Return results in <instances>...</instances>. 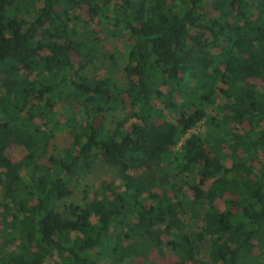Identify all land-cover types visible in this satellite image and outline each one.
I'll use <instances>...</instances> for the list:
<instances>
[{"label": "trees", "instance_id": "obj_1", "mask_svg": "<svg viewBox=\"0 0 264 264\" xmlns=\"http://www.w3.org/2000/svg\"><path fill=\"white\" fill-rule=\"evenodd\" d=\"M100 33L127 34L123 86L86 74ZM98 162L122 183L64 203ZM152 251L264 264V0H0V264H158Z\"/></svg>", "mask_w": 264, "mask_h": 264}, {"label": "rangeland", "instance_id": "obj_2", "mask_svg": "<svg viewBox=\"0 0 264 264\" xmlns=\"http://www.w3.org/2000/svg\"><path fill=\"white\" fill-rule=\"evenodd\" d=\"M81 19H83L88 25H90L91 28H97L96 25V18H92L89 14V12L86 9H81L79 12ZM99 50L97 53V56L95 58V62L92 66L88 67L86 70V74L90 77L94 76L95 78H103L106 76H109L116 82L117 85L123 86L127 82V77L123 70V65L126 60V51H127V34H122L118 36H105L104 34H99ZM70 49V48H69ZM112 53L114 56L115 61L104 59V56H107L109 53ZM72 56V61H77L74 57L73 51L69 52ZM102 62L103 65H100ZM101 67V68H100ZM26 72V70H25ZM58 109V106L57 108ZM60 112V109L58 110V113ZM121 115V114H117ZM114 114V118H117V116ZM113 116L107 115L106 121L108 126L112 125V121L114 118H111ZM60 119L63 121V118L60 117ZM206 122L205 119L198 122L192 129L190 130L189 134H202L207 130L206 128ZM72 142V138L69 136L68 132L62 131L57 134L55 139H52L51 145L49 147V152H54L56 154L62 155L64 148L67 147ZM184 142V138L180 140V142L175 147V150H180L181 144ZM202 151L204 154L207 152L206 148L203 146ZM23 154V148L18 145H13L10 148L9 151V158L11 161H16L21 158ZM227 165H231L230 160H226ZM144 169L150 170V165L145 162L144 163ZM200 178L199 174L194 175V179L197 181ZM113 181L114 183L120 185L121 179L118 177L117 170L112 165L105 164L103 162H98L90 171L89 174L82 176L78 183H76L74 186L71 187L72 194L65 199L66 204L73 203L81 205L83 200V191L85 189L91 190L98 185H100L101 182H110ZM210 184V180L206 179L204 180V183L202 185L203 189H206L208 185ZM183 191L188 195H190V192H188L187 186L183 188ZM219 206H223L221 201H218ZM93 220H95L93 218ZM12 249H15V244L11 246ZM207 244L203 243L200 249V257L202 259L207 260ZM168 257H170L168 254L166 256H161L156 251H152L151 257L155 259V261L158 264H167ZM51 260H47L46 264H51ZM101 264H108V262H102Z\"/></svg>", "mask_w": 264, "mask_h": 264}, {"label": "built area", "instance_id": "obj_3", "mask_svg": "<svg viewBox=\"0 0 264 264\" xmlns=\"http://www.w3.org/2000/svg\"><path fill=\"white\" fill-rule=\"evenodd\" d=\"M192 129H193V127L190 130L192 131ZM190 130L187 132V134L185 136L189 135Z\"/></svg>", "mask_w": 264, "mask_h": 264}]
</instances>
